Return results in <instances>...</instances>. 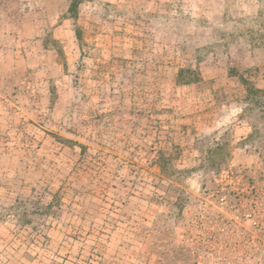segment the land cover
Masks as SVG:
<instances>
[{
    "label": "rangeland",
    "instance_id": "1",
    "mask_svg": "<svg viewBox=\"0 0 264 264\" xmlns=\"http://www.w3.org/2000/svg\"><path fill=\"white\" fill-rule=\"evenodd\" d=\"M72 2L0 0V264H264V0Z\"/></svg>",
    "mask_w": 264,
    "mask_h": 264
},
{
    "label": "trees",
    "instance_id": "2",
    "mask_svg": "<svg viewBox=\"0 0 264 264\" xmlns=\"http://www.w3.org/2000/svg\"><path fill=\"white\" fill-rule=\"evenodd\" d=\"M78 1H79V0H73L72 4H71V6H70V11L72 10V8H74V5H75L76 3H78ZM71 12H72V11H71ZM184 72H185V71H184ZM182 73H183L182 70H180V71L178 72V77H179V78L181 77Z\"/></svg>",
    "mask_w": 264,
    "mask_h": 264
}]
</instances>
